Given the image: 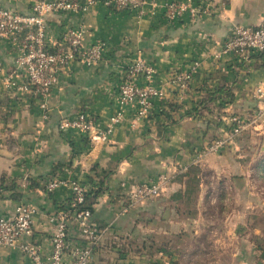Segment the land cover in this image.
<instances>
[{"label": "crops", "instance_id": "1", "mask_svg": "<svg viewBox=\"0 0 264 264\" xmlns=\"http://www.w3.org/2000/svg\"><path fill=\"white\" fill-rule=\"evenodd\" d=\"M172 1L185 0H147L141 15L113 12L98 3L86 14L49 16L45 22L48 41L57 40L67 26H84L85 45L102 42L105 48L93 67L73 64L60 70L47 119H42L32 97L0 87V217L11 218L18 203L31 205L35 215L28 241L47 249L51 219L70 200V183L86 186L99 172L102 185L91 219L108 231L94 250L91 264H181L180 256L190 252L176 248L173 239L187 236L188 224L194 220L189 219L194 211L189 208V196L195 193L194 206H198L200 193L206 191L200 176L218 174L212 162L222 164L217 169L230 181L242 180L249 172L252 183H264V122L249 124L232 145L217 153L205 152L209 143L224 136L230 117L252 122L257 108L253 90L264 83V53L252 55L248 65L231 55L219 59L214 55L233 25L260 24L264 0H197L210 7V16L191 21L185 14L168 22L162 6ZM32 3L0 0L3 8L21 14H28ZM137 55L155 67L153 84L162 89L169 74L185 72L197 63L190 96L177 103L175 93L167 91L166 100H155L142 120L134 119L132 108L126 109L123 124L103 143L91 144L75 131H59V120L78 112L95 117L102 127L118 110L122 67ZM0 68L6 73L14 68V51L8 41H0ZM138 84L146 83L140 79ZM209 93L211 100L200 106L199 116L192 115ZM166 104L179 105L186 115L175 120V111L168 114ZM191 166L198 172L191 171ZM191 177L200 179L194 188L186 184ZM51 180L68 184L47 193L45 187ZM159 180L163 186L157 198L130 204L128 193L133 185ZM218 187L223 201L221 180ZM159 223L165 225L163 230H158ZM68 229L75 238V225L70 223ZM159 234L164 243H157ZM259 236L255 234V239ZM135 238L144 241L136 243ZM135 245L138 248L133 249ZM263 254L252 243L231 255L233 264H264ZM0 264L32 263L17 249L0 246Z\"/></svg>", "mask_w": 264, "mask_h": 264}, {"label": "built area", "instance_id": "2", "mask_svg": "<svg viewBox=\"0 0 264 264\" xmlns=\"http://www.w3.org/2000/svg\"><path fill=\"white\" fill-rule=\"evenodd\" d=\"M113 12L134 11L143 13L147 0H33L28 14H21L0 5V41L10 42L14 51V68L6 73L0 68V87L16 89L32 97L41 112L42 119L48 118L49 100L53 88L58 83L60 70L81 64L87 68L95 66L102 57L104 44L96 42L85 45L84 26H67L55 41L46 38L45 22L49 16L57 14H86L96 4ZM165 20L172 22L187 14L191 21L212 14L209 6L197 0L172 1L162 6ZM264 53V17L257 26L233 25L227 38L219 45L214 58L231 55L244 65H248L252 55ZM197 63L181 73L168 75L167 85L157 88L153 84L155 67L141 56L127 60L121 70L117 88L118 110L110 115L102 127L99 121L86 112H78L73 117L61 118L58 129L61 132L75 131L88 139L91 144L106 142L108 137L125 121L126 109L132 108L134 119L147 118L155 100L165 101L167 91L175 93L177 103L190 96L192 76ZM144 79L145 85L138 84ZM257 108L252 122L238 116L228 119V130L224 136L216 138L205 149L207 154L217 153L227 145H232L249 124L264 122V83L253 90ZM181 111V113H180ZM186 110L173 112L175 120L181 119ZM181 114H184L181 116ZM68 184L64 180H51L45 191ZM72 195L66 207L51 219L48 234V248L34 244L28 239L33 235L35 209L27 203H18L11 218L0 217V246L14 248L28 256L32 264H91L92 255L108 231L92 222V211L86 207L88 188L78 182H71ZM125 186V184H123ZM163 182L148 181L132 186L128 193L131 205L141 204L157 198L162 192ZM72 223L77 235L71 238L68 226Z\"/></svg>", "mask_w": 264, "mask_h": 264}, {"label": "rangeland", "instance_id": "3", "mask_svg": "<svg viewBox=\"0 0 264 264\" xmlns=\"http://www.w3.org/2000/svg\"><path fill=\"white\" fill-rule=\"evenodd\" d=\"M217 162H212L217 175H207L203 178L200 176L206 191L204 194L200 193L199 205L194 206L195 193L192 192L189 196V208L194 210L189 219L194 220L188 224L187 236L173 239L176 248L190 252L180 256L181 264H233L235 261L231 254L237 251V248L250 247L252 243L259 246L264 253V183H252L249 172L245 173L242 180L230 181L223 173H219L217 168L222 167V164ZM243 165V168L248 169V164ZM200 179L191 177L186 184L194 188ZM220 180L225 190L226 198L223 201L219 200ZM164 228L165 225L159 223L158 230ZM160 234L157 237L158 244L165 241L161 239ZM255 234H260L261 239H255ZM141 241L144 240L135 238L136 243ZM135 248L138 246L135 245L133 249Z\"/></svg>", "mask_w": 264, "mask_h": 264}, {"label": "trees", "instance_id": "4", "mask_svg": "<svg viewBox=\"0 0 264 264\" xmlns=\"http://www.w3.org/2000/svg\"><path fill=\"white\" fill-rule=\"evenodd\" d=\"M207 95L208 96H206L205 99H203L201 103H198L197 108L195 107L192 110V115L199 116L200 110H201L200 109V106L202 107L205 104V102L211 100L212 94L209 93ZM166 107L168 109V111H167L168 114L170 112H172V111H176V110L179 109V105L176 106L175 104H166ZM161 111L166 112V108L165 109L162 108ZM187 115H189V114H187ZM190 170L193 171V172H195V173L198 172V169L195 166H191L190 167ZM100 177H101L100 176V173L99 172L96 173L95 178H91L89 180V182L87 183V185H86V187L88 188L87 193H86V207L90 208L91 211L93 209V205L95 203V199L97 198L98 193L100 191V186L102 185V182L100 180Z\"/></svg>", "mask_w": 264, "mask_h": 264}]
</instances>
